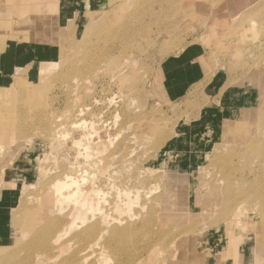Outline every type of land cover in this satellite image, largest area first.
Returning <instances> with one entry per match:
<instances>
[{
	"label": "rangeland",
	"instance_id": "obj_1",
	"mask_svg": "<svg viewBox=\"0 0 264 264\" xmlns=\"http://www.w3.org/2000/svg\"><path fill=\"white\" fill-rule=\"evenodd\" d=\"M135 1L126 2L123 12L113 11L117 2H114L113 8L112 4L102 1L103 12H110L107 18L109 25L120 27L118 29L120 33H129L124 36L126 39L116 43L117 47H114V50L117 48L118 56L125 46L123 59L127 64L124 62L121 65L119 62L117 67L113 65L108 71L99 72L97 79H92L90 74L76 76L78 80L74 82L75 75L73 76L71 69H75L76 65L78 69L82 64H76L77 58L75 60L74 57L79 58V53L69 47L64 57L65 61H68L65 63L67 68L60 66L55 70L56 73L59 72L57 73L59 77L56 74L54 76L57 78L54 76L50 79L40 78V74L43 70H53L57 65L55 55L57 51L66 47L68 39L65 37V32L70 23L76 26L74 43L79 44L88 23L100 18V9L95 4L96 1L73 0L72 9H68L63 5V0H0V109L19 102L20 110L25 111L22 117L23 123L24 125L27 123L24 126L26 128L19 132L16 131L18 128L14 118H9L7 113L0 114V121L5 124L0 127V132L3 134L0 135V255L2 254V257L13 252L19 264H93L90 258L79 261L81 249L77 244H63L73 231H80L81 228L77 222L72 223L70 206L56 205L52 215L47 214L42 219L38 216L40 214L37 213L38 208L36 209L38 201L44 207L49 206V201L53 198L48 195L46 186L57 178L61 168L66 166L74 172L84 169L82 157L79 155L82 153L79 144L82 142L86 145V134L92 128L95 136L90 137L92 138L91 142L89 141L90 147L96 149L95 157L98 162L101 164L110 162L111 165H115L117 170L112 167L114 169L110 170V174L114 178L120 176V179L124 180L122 183L119 179L121 181L119 190L127 188L128 180L125 172L131 171L133 176L137 168H140L143 176L148 177L145 178V188L148 186L149 192H152L150 197L158 196L159 191L164 189L163 186L174 191L175 180H184V182L187 180L191 185L189 208L182 204L173 207L177 213L189 214L188 222L183 223L180 215L175 217V222L171 219L170 223L166 219L169 223L165 222L167 225L158 232L159 234L153 235L151 239L149 237V242L143 238V235H138L139 228L136 223L137 225L133 226L137 229L135 235L127 236L126 244L123 245L124 250H130L131 259L126 254L124 256L120 253L112 254L110 249L106 248L102 258L94 264H249L251 262L254 243L250 228L246 224L258 206L254 203L246 204L243 209V222L241 223L242 217L236 226L233 224L229 228L223 224L224 213H210L209 210L203 209L205 202L203 180L212 177L217 166L215 164L219 165L213 160L221 156L231 160V166L236 169L235 177L242 178L246 187L249 181H252L255 172L256 174L263 172L262 169L257 168V161L264 158V145H262L264 134L260 138L261 150L260 147L258 149L263 155L259 156L258 151L248 150V156L247 146L249 142H255L252 136L260 123L259 120L257 121L255 113L258 111L255 109L259 112L264 111V0H143L145 3L131 12L132 9L129 8L135 5ZM27 20L29 27L25 29L15 27V22ZM21 29L25 32H21ZM158 32L167 34L166 38H156ZM117 38L114 36L110 41L114 43ZM128 45L134 49L129 48ZM187 49L192 51L191 54L202 58L207 80L218 76L217 80L221 84L210 100L201 98L203 95L201 88L200 96L197 90H193L177 102L165 101L159 90V66L165 60L182 54ZM71 60L75 62L71 63ZM69 62L71 65L68 64ZM122 71L119 80L111 81L110 77L114 73ZM19 75L21 79L23 77L21 82L15 78ZM88 75L89 77H86ZM121 78L125 81V85L121 84ZM138 81L141 82L137 83ZM127 85L133 87L128 88ZM133 97L140 101H134ZM141 106H143L142 110ZM27 107H30V110H27ZM82 108L96 117L93 119L95 124L91 123L88 114L79 112ZM198 109L216 111L215 117L219 118L216 134L204 136V141L200 140L199 131L187 130L194 129V126L196 128L198 125L196 121L199 118L195 114ZM44 110L50 117L52 115L54 118L57 117L58 129L53 124L49 125L47 118L41 122L43 115L39 111ZM145 112L151 113L147 115ZM138 116L141 118L138 119ZM71 122H73L72 126ZM109 123H111L110 127ZM130 125L131 130L128 129ZM121 127L123 130L120 129ZM157 129L160 131L158 132ZM164 132L170 139L159 149L156 147L158 150L152 154L151 151L155 149L153 145L151 146L152 139L155 138L152 143L156 142L154 135L159 136ZM180 134L183 135L179 137ZM14 135H17V138ZM126 138L130 142H127ZM120 141L122 143L125 141L123 144L131 147L128 151L132 154H127L129 156L127 157L122 151L117 154L118 157L115 155V159H110L112 151L121 148ZM203 143H206L205 146ZM225 145L236 149L241 147L239 150L246 151L247 155L244 154L239 159L238 157L231 159V156L228 158L225 155ZM211 154L215 157L213 158ZM251 155L253 157H250ZM121 156L127 157L123 158L124 160L128 159L124 162L125 172L117 167ZM131 163L134 165L132 166ZM162 163L166 164L165 169L161 168ZM89 176V174L85 176L87 180ZM94 176L95 180L96 175ZM130 186L132 188V185ZM187 187L185 186L184 191L188 192ZM105 191L106 199L105 202L99 201V209L108 216L109 220L115 218L121 220L124 216L128 217L127 214L133 216V220L139 219L133 213L141 206L134 207V210L132 208L126 214L114 211L112 202L116 185L111 190L105 189ZM138 192H141V195L143 190ZM172 194L173 192L168 197L171 198ZM231 201H233L231 203L235 202L233 199ZM191 212L195 216L191 215ZM51 217L64 223L63 230L57 234L56 244L57 246L63 244V250L54 252L58 257L46 260V255L38 254L33 246L25 249L33 231L26 234L24 232L28 228L34 230L44 226ZM97 219L98 217L93 221ZM18 225L21 226L19 231L16 229ZM73 225L77 227L66 234L65 231ZM185 225L188 230L190 229L186 232L189 234L186 236L187 239L181 238L183 237L181 233L187 229ZM188 225L191 227L189 228ZM172 228H175V232ZM106 240L107 237L102 236L92 252L100 248L104 249ZM154 240L157 241L156 245ZM171 241L175 244V251L170 249L173 246ZM66 261L68 263H65Z\"/></svg>",
	"mask_w": 264,
	"mask_h": 264
},
{
	"label": "bare ground",
	"instance_id": "obj_2",
	"mask_svg": "<svg viewBox=\"0 0 264 264\" xmlns=\"http://www.w3.org/2000/svg\"><path fill=\"white\" fill-rule=\"evenodd\" d=\"M95 1H96L95 4L98 5V7L100 9L99 10V12L101 14L100 18L98 20H95L94 22L88 23L87 28H85V30H84L85 34L81 38V42L79 44L74 43L76 41L74 39L75 38L74 35L76 33V26L74 23H70L67 27L66 32H65V37L68 39V41L66 43V47L57 51L56 55H55L57 65H55V68L53 70L48 69L47 71H45V70L41 71L40 78L48 77L50 79V77L59 73V72L56 73V71H55L56 69H59L60 66H66L65 63H67L68 61L66 62L64 57H66L65 52L68 53V51H69V50L67 51L68 47L79 53V58L77 56V57H74V59L77 58L76 64L77 63L82 64V66H79L81 68L78 67V69H76L77 65L75 66V69H71L72 67L70 68L72 70L71 72L73 73V76L75 75V79L73 80L74 82L78 80V78H76V76L82 77L84 74H90V76H92V79H95V78L97 79L99 72L102 71L104 73L105 71H108L109 69H111L113 67V65H114V67L115 66L117 67L119 62H121V65L124 62H126V64H127V61L123 59V57H124L123 55L125 54L124 53L125 46L122 47L120 54L118 56L116 55L117 48L114 50V47H117L116 43L124 40V38L129 33H120V31L118 30V29H120V27L110 26L109 22L107 21V18H109V16H110V12H103V2H102L103 0H95ZM104 1H106V3L108 2V3L112 4V6H113L114 2H117V6L115 9H113V11L119 10V12H123L125 10V3L126 2L129 3L130 0H128V1L127 0H104ZM143 3H145L143 0H139V1L136 0L135 5L131 6L129 9H132L131 12H134L136 9L139 8V5H141ZM10 4H13V3L10 2ZM63 5L67 6L68 9H72L73 0H63ZM261 5H262V3H261ZM7 6H9V5H7ZM262 7H263V5H262ZM113 8H114V6H113ZM105 21H107V22H105ZM15 24H16L15 27H21L23 29H25V27H29V21L28 20L25 22H15ZM259 28H261V27L259 26ZM23 29H21V32H25V30H23ZM163 34H164V36H161ZM163 34L158 32L156 34V38L157 37L166 38L167 34H165V33H163ZM114 36H117L118 38L115 40L114 43H112L110 40L112 38H114ZM161 39H163V38H161ZM110 44H112L111 47H109ZM129 48H132V46L131 47L129 46ZM132 49H134V48H132ZM96 51L98 53H96ZM3 52L4 51H2V53ZM258 53H259V51H258ZM71 55H73L72 52H71ZM75 55H77L76 52H75ZM71 58H73V57H71ZM75 60H73V61L75 62ZM73 61L71 60L70 62L73 63ZM70 62L68 63L69 65H71ZM258 66H259V63H258ZM66 68H67V66H66ZM251 68H254V67H251ZM61 70H63V69H61ZM61 70H60V73H61ZM125 70H126V68H125ZM256 71L257 70H255V73H256ZM118 73L119 72H117L116 74L114 73L110 77L111 81L115 80V79L119 80V78L123 74V71L119 74ZM246 73H247V71H246ZM20 76L21 75L15 77L18 79V82H21V80L23 79V77L21 79ZM54 77H56V76H54ZM57 77H59V75ZM86 77H89V75ZM139 79H140V77H139ZM140 82L138 81L137 83H140ZM45 83H44V89L46 88ZM49 83H51V82H49ZM49 83H48V85H49ZM124 83H125V81L122 80V78H121V84H124ZM48 85H47V87H48ZM137 85H139V84H137ZM75 86H77V85H75ZM127 87H128V85H127ZM129 87L132 88L133 86L129 85ZM49 88H51V87H49ZM128 88H126V89H128ZM132 94H133V92H132ZM138 97H139V95H138ZM141 97H143V96H141ZM133 100L137 101L135 98ZM138 101H140V100H138ZM18 103L19 102H15L12 106L11 105L10 106H3L0 109V114L5 115L7 113L9 118H11V119L14 118L16 120L15 125L18 128V129H16V131L22 132L23 128H26L24 126L27 125V123L25 125L23 123L22 117H23V114L25 111L20 110L21 107L18 106ZM262 103H263V101H262ZM141 104H142V101H141ZM15 107L17 109L19 108V110L15 109ZM261 107L263 109V106H261ZM142 108H143V106H141V110H142ZM27 110H30V107H27ZM139 110H140V108H139ZM141 110H140V112H141ZM255 110L258 111L255 114H257V121L258 120L260 121V123L258 122L260 126L258 125V127L255 128L254 134L252 136V138L255 139L254 140L255 142H249V145L247 146V147H249V149L247 148V152H248V150L252 151V152H257L259 147H260L259 150H261V146H259V145L261 143L260 138H262V135L264 134V111L262 110L263 112L262 111L259 112V110H257V109H255ZM39 112L41 115H43L41 122H44L47 118L48 124L49 125L53 124L56 126V129H58L59 124H57L58 122H56L57 117L54 118L53 115H52V117H50L49 113H46L45 110L39 111ZM79 112L80 113L84 112L85 114H88L90 116L91 123L95 124L93 119H96V117L93 116L91 114V112H87L83 108L80 109ZM196 112H198V111H196ZM150 113H146V114L150 115ZM74 114H76V113H74ZM196 115H197V113H196ZM143 116H144V114H143ZM196 117H194V119ZM139 118H141V117L138 116V119ZM24 121H25V118H24ZM101 122H103V121H101ZM111 123H109V127H110ZM174 123H175V121H174ZM4 125L5 124H3L2 120H1L0 121V127L1 126L3 127ZM72 125H73V122H71V126ZM112 125H114V123ZM116 125L117 124L115 123V126ZM128 125H126V126H128ZM139 126L141 127V124H139ZM16 127H14V128H16ZM117 127H118V125H117ZM259 127H261V129ZM112 128H114V127H112ZM125 128H127V127H125ZM129 128H131V125H130V127H128V129ZM120 129H122V127ZM129 130H131V129H129ZM223 130H225V128H223ZM159 131L160 130H158V132ZM163 131H165V130H163ZM163 131H161V132H163ZM158 132L155 131V133H158ZM129 133L130 132H128V134ZM94 134H95V131L91 128L89 130V132L86 134V137H87L86 145H83L82 142L79 144V146H80L79 148H82L81 149L82 153H79V155L82 157V161L84 163V166L82 168H84V169L77 170L74 172L73 169H71L69 167L67 168L66 166L61 168V170L57 174V178L54 181H52L51 184H47V186H46L47 187V193H49L48 195H50L53 199L51 201H49L48 207H44L43 205L40 204V201H38V207H36V209L38 208L37 213H40L38 216H40L41 217L40 219H42L47 214L52 215V212L55 210L56 205L67 204V206H70L69 210L71 211L72 223L77 222V224H79V226L81 228L79 229L80 231H78V230L73 231L70 235V238L67 241H65L63 244H65V243L67 245L70 243H73L74 245L77 244L79 249H81V257H80L79 261H86L88 258H90L91 263H93V264L97 263L102 258V254L106 248L110 249V252L112 254H119L120 253L123 256L126 254L129 257V259H131L132 255L130 253V250L129 249L124 250L123 245L126 244L125 238L127 236H129V235L134 236L135 235L137 229L133 228L134 225L138 224V228H139L138 235H140V236L143 235V238H146L145 240L147 242H149L150 239L153 238V235L155 236V234H157L159 231L163 230L162 228L165 225H167V224H165V222H168L171 219L174 220V222H175L176 216L180 215L183 219V221H182L183 223H186L189 221V219H190L189 214L183 213V212L177 213L174 211L173 207H175L176 204H178V205L182 204V205L187 206V209L189 208L188 207V204H189L188 201H189L190 196H191V194H190L191 185L187 180H186V182H184V180L183 181H180V180L176 181L175 180L174 191L171 188H166V186H163L164 189L162 191H159L160 193L158 196L152 197L153 196L152 195L150 197V194L152 192L151 193L149 192V190L147 188L148 186H146V188H145V185H146L145 184V178L147 179L148 177L143 176V173L140 172V168L135 169V171L133 170L134 171L133 176H132V173L130 170H129L130 172H128V171L125 172L126 169H124L125 168L124 162H126L128 159L127 160H124V159L129 157V156H127V154L131 153V152L129 153V151H128L131 147L129 148L128 146H126V144H123V143H125V141L123 143L120 141L121 142V148H117L116 151L114 150L110 154V159H112V158L115 159V155H117V154L119 155L120 153H122V151H124L126 156H127L126 158H125V156H121L122 158L120 160V164L117 166L118 169H122L126 173L127 180H128L126 183L127 188H122L121 190H119L120 189L119 185H120V182L122 181L121 179H123V178L120 179V176L119 177L115 176V178H114L110 174V170L114 169L115 165L114 166L111 165L110 162H106V163L103 162L102 164L100 162H98L96 157H95V154L97 153L96 149H93V148L91 149V147H90L89 141L91 142V140H92V138H90V137L95 136ZM161 134L162 135H159V136H156V134L154 135L156 137V142H154L155 145H154V143H152L155 140V138L153 137L154 139H152L151 146L153 145V147H155V149L153 151H151L152 154H153V152H155V150H158L166 141H168L170 139L168 134H166L165 132L161 133ZM0 135L2 136L3 134H1V132H0ZM17 135H18V133H17ZM124 137H126V136H124ZM50 138H52L51 135H50ZM263 140H264V136L262 138V141ZM128 141H129V139H127V142ZM262 145H264V144H262ZM149 146H150V144H149ZM228 146L229 145L226 146V150H225L226 152L224 151L225 155L228 156V158L231 156L232 157V158L230 157L231 159H233V157H238V159H239L240 157H242V155H244L246 153V151L242 152L239 150L241 147L239 149H236L235 147L232 148L230 145V147L232 148L231 149ZM156 147H158V149H156ZM103 149H105V147ZM217 150H219V149H217ZM92 152H94V153H92ZM151 152H150V154H151ZM221 152L219 151V153H221ZM252 152H251V154H252ZM118 155H117V157H118ZM221 155H223V153ZM245 155H247V154H245ZM257 155L260 156L263 154H261L260 151H258ZM248 156H249V152H248ZM254 156H255V154H254ZM139 157H141V156H139ZM148 157H150V156H148ZM212 157H213V155H212ZM223 157L224 156L218 157L220 159L222 158L221 160L220 159L218 160V158L213 160V161H216V163L218 162L219 165L215 164V166L217 165L216 166L217 168L215 167L214 172L212 171L213 172L212 177H210L208 180L207 179L203 180V185L205 186V189H204V195H205L204 200H205V202L203 204L204 205L203 209L209 210L210 213H214V212L224 213L225 214L224 217L222 214L223 224H226L230 228V226L233 224H235L234 226H236V224L239 223V221L242 217H243V219L241 220V223L243 222V220H244L243 209H245L246 204L254 203L255 205H257L258 208L254 213L255 216L252 215V217L250 218V221H247L248 224H246L250 228V231H251L252 237H253V243H254V248L252 250V256H251V262L249 264H264V169H263L264 168V158L259 157L261 159L260 160L258 159V161H257L258 164L256 162V164L258 166L257 168L262 169V171H263L262 174L261 173L256 174V172H255V175H253L252 181H249L250 179H248L249 183L247 184L248 186L246 187V183L242 178H240V177L236 178L235 177L236 176L235 175L236 169L231 166V160L229 161L228 159H224ZM250 157H253V156L251 155ZM133 158H135V157L133 156ZM136 161H135V163H136ZM235 161H237V160H235ZM241 161H242V159H241ZM130 162L131 161H129V163ZM140 162H141V160H140ZM242 162H244V161H242ZM213 164H214V162H213ZM213 164H211V165H213ZM245 164H247V163L245 162ZM256 164H255V166H256ZM131 165L133 166L134 164L131 163ZM137 165L139 166L140 164H137ZM165 165L166 164L162 163L161 168L163 169L165 167ZM236 165H238V164H236ZM252 165H251V167H252ZM112 167H114V168H112ZM239 167H241V166L239 165ZM68 169H70V170H68ZM130 169H131V167H130ZM253 171H255L254 168H253ZM93 172H95V173L93 174ZM121 173L122 172H120V174ZM87 174L90 175L88 180L85 177ZM94 175H96L95 180H94V177H95ZM151 175L152 174H150V176ZM220 175H222V176H220ZM240 176H241V174H240ZM123 177L125 178L124 175H123ZM168 178H169V176H168ZM245 180H246V178H245ZM123 181H122V183H123ZM148 182H149V180H148ZM152 183L154 184V182H152ZM124 184H122V185H124ZM115 185H116V191H115V196H114V199L112 202L113 207H114V211L117 213L126 214V213H129V211L132 210V208L134 210V207L139 208L141 206V208L139 210H137V211H135V213H133V215H135L136 218H139V219L136 220L134 218L135 220H133V218H132L133 216H131L130 214H129L130 215L129 216L127 214L128 217L125 218V216H124V219L122 218L123 222L121 221L122 219L120 220L118 218H115L113 220H109L108 216L99 209V207H100L99 201L101 200L102 202H105V199H106L105 189H108V191H109ZM130 185H132V188H130L131 187ZM185 186L186 187L188 186L187 187L188 192L186 190L184 191ZM150 188L151 187L149 185V189ZM139 190H143V193L141 195H140L141 192H138ZM172 192H173L172 197L171 198L168 197ZM156 193H158V192H156ZM231 199H233L235 202L231 203V202H233V201H231ZM134 204L136 206H133ZM26 209L24 212H26ZM231 210H233V211L230 212ZM249 213H251V212L249 211ZM191 215L195 216V214L193 212H191ZM246 215H248V214H246ZM96 217H98V219L93 221V219ZM166 219H168V221H166ZM177 221L178 220H176V222ZM190 224L193 225L192 223H190ZM191 225H190V227H191ZM76 227H77V225L69 226L68 231H65L66 234H68L70 231H72ZM185 227L187 228L186 225H185ZM188 227H189V225H188ZM19 228L21 230V226L18 225L16 228L17 231H19ZM63 228H64L63 221L53 219L51 217V219H49L48 222L40 228H37L34 230H32V228L25 229L24 234L30 233L31 231H33L32 232L33 235L31 236V239H30L29 243L26 245L25 249L31 248L33 246L39 252L38 254L46 255V260H51L52 257H58V255L55 254L54 252L62 251L63 250V244L58 245V246L56 245L57 240H58L57 234L61 230H63ZM174 229H173V231L175 232ZM181 229H182V227H181ZM182 230L184 231V229H182ZM187 230H188V228L185 230L184 233H181V236H183L181 238H184V239L188 238V237H186L189 235L186 233ZM76 231H78V232H76ZM178 231H177V233H178ZM174 232H173V234H174ZM170 234H172V233L170 232ZM102 236L107 237L106 243L104 244V249L100 248V249H97L96 251L92 252L94 250V248L98 245V241L101 240ZM176 236H177V234H176ZM149 237H150V239H149ZM171 239H173V238H171ZM159 240L161 241V239H159ZM165 240H163V241H165ZM174 240H175V238H174ZM173 241H171L172 244L170 243L171 245H173V246H171L170 249L172 251H175L176 247H175V244L173 243ZM156 242L154 240L155 245H156ZM158 243H159V241H158ZM166 243H165V245H167ZM167 247H169V246H167ZM89 252H92V253L88 254ZM184 253H183V256H184ZM185 254L186 255L188 254L187 251ZM185 258H186V256H185ZM31 259H33V257ZM65 263H68V261H66ZM0 264H19V262L15 259V255L13 254V252H9L7 256L2 257V254L0 255Z\"/></svg>",
	"mask_w": 264,
	"mask_h": 264
},
{
	"label": "crops",
	"instance_id": "obj_3",
	"mask_svg": "<svg viewBox=\"0 0 264 264\" xmlns=\"http://www.w3.org/2000/svg\"><path fill=\"white\" fill-rule=\"evenodd\" d=\"M191 52L189 49L184 50L182 54L165 60L160 64L158 72L159 90L165 101L177 102L184 99L193 90H197V94L201 93V88H203L201 98L205 97L206 100H210L216 88L221 84L217 80L218 76L207 80L208 76L202 63V58L199 55L191 54ZM197 115L199 118L196 121L198 125L196 128L194 126V129L189 128L187 130L192 132L193 130L199 131L200 140L204 141L205 137L216 134L219 118L215 117L216 111L210 109L198 110ZM207 133L210 135H207ZM182 135L180 134L179 137ZM203 144L205 146L206 143Z\"/></svg>",
	"mask_w": 264,
	"mask_h": 264
}]
</instances>
